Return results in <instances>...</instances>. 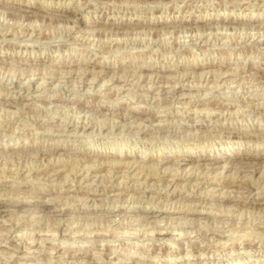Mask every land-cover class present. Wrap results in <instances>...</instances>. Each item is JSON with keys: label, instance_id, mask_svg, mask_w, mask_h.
<instances>
[{"label": "rangeland", "instance_id": "obj_1", "mask_svg": "<svg viewBox=\"0 0 264 264\" xmlns=\"http://www.w3.org/2000/svg\"><path fill=\"white\" fill-rule=\"evenodd\" d=\"M0 264H264V0H0Z\"/></svg>", "mask_w": 264, "mask_h": 264}, {"label": "bare ground", "instance_id": "obj_2", "mask_svg": "<svg viewBox=\"0 0 264 264\" xmlns=\"http://www.w3.org/2000/svg\"><path fill=\"white\" fill-rule=\"evenodd\" d=\"M234 19V18H233ZM232 24V23H231ZM207 84V83H206ZM57 86V85H56ZM167 91V90H166ZM155 117V116H154ZM207 133V132H206ZM245 155V154H244ZM255 156H257L256 154H255Z\"/></svg>", "mask_w": 264, "mask_h": 264}]
</instances>
